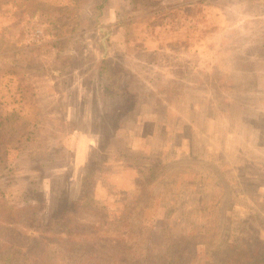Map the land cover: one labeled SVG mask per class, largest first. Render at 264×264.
Masks as SVG:
<instances>
[{
	"label": "rangeland",
	"instance_id": "rangeland-1",
	"mask_svg": "<svg viewBox=\"0 0 264 264\" xmlns=\"http://www.w3.org/2000/svg\"><path fill=\"white\" fill-rule=\"evenodd\" d=\"M100 2L0 0V256L9 204L20 264H245L264 244V0Z\"/></svg>",
	"mask_w": 264,
	"mask_h": 264
},
{
	"label": "trees",
	"instance_id": "trees-1",
	"mask_svg": "<svg viewBox=\"0 0 264 264\" xmlns=\"http://www.w3.org/2000/svg\"><path fill=\"white\" fill-rule=\"evenodd\" d=\"M105 2L106 0H101V2L97 4L96 8H102ZM95 20H98V15L95 16ZM102 61H103L102 62L103 65H101L102 67L110 66L108 63H106V58H104ZM117 92L121 93L124 97L129 95L126 88L117 89ZM108 143L109 142H107L105 147L102 148L103 150L106 148ZM83 191L77 196H75L73 192L70 193L66 192V196L63 197V202H62V206H63L62 212L65 215H67L69 211H72L74 208H76L77 205L87 206L88 204H90V202L95 201L92 196L86 195ZM3 207L6 214H4L5 216L4 221L2 220L3 223L2 229L6 228L9 232V235H6L7 236L6 243L8 249L6 250L5 254H2L0 256V260H2V264H20L19 259L23 254V248L27 244L26 239L28 240L29 236L26 235L24 232L21 234L22 231H20V228L17 227L20 221V216L17 215L18 210L9 204L7 205L5 204ZM61 222H64V224L67 226V234L70 238L76 235L75 229L78 226L77 224L73 223V221H71V219H69L68 217L62 218ZM55 237L61 239L59 235H56ZM61 240H64V238H62ZM243 247L247 248L248 246H246V244H243ZM243 260L245 261V264H264V244H262V246L256 247L250 253H247L246 251ZM111 263H112L111 261L98 262V264H111Z\"/></svg>",
	"mask_w": 264,
	"mask_h": 264
}]
</instances>
